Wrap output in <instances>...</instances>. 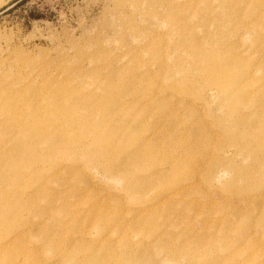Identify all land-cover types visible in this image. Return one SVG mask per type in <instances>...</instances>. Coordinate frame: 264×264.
Masks as SVG:
<instances>
[{"label":"rangeland","instance_id":"rangeland-1","mask_svg":"<svg viewBox=\"0 0 264 264\" xmlns=\"http://www.w3.org/2000/svg\"><path fill=\"white\" fill-rule=\"evenodd\" d=\"M0 147V264H264V0H0Z\"/></svg>","mask_w":264,"mask_h":264},{"label":"bare ground","instance_id":"bare-ground-1","mask_svg":"<svg viewBox=\"0 0 264 264\" xmlns=\"http://www.w3.org/2000/svg\"><path fill=\"white\" fill-rule=\"evenodd\" d=\"M184 62H186V61H184ZM187 63V62H186ZM231 68V64H230V62H226L225 64H222V66L221 67H219V69H221V71L222 72H224V70L223 69H230ZM57 90H55L54 92H56ZM53 92V93H54ZM6 101L7 102H10L11 101V99L10 98H7L6 99ZM1 152H3L2 151V148L0 147V153ZM0 162H1V155H0ZM5 208L2 204H1V202H0V211L2 210L1 208ZM13 212L14 211H7V213L5 214V217H0V222H2V221H6V220H8L9 218H10V216H11V214H13ZM189 264H191V263H189Z\"/></svg>","mask_w":264,"mask_h":264}]
</instances>
